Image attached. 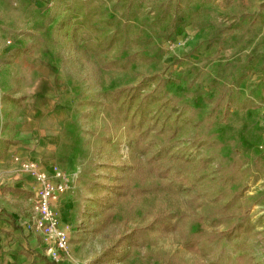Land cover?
Wrapping results in <instances>:
<instances>
[{
  "label": "rangeland",
  "instance_id": "obj_1",
  "mask_svg": "<svg viewBox=\"0 0 264 264\" xmlns=\"http://www.w3.org/2000/svg\"><path fill=\"white\" fill-rule=\"evenodd\" d=\"M66 1L0 0V40L25 39V47L14 52L26 54L34 64L31 72L24 70V63L17 71L11 70V76L4 77L6 91L18 100L25 90L40 98L38 90L45 83L51 86L54 78L45 58H53L61 71L62 92L58 101L53 100L56 109L36 120L25 110L26 118L18 122L31 133L33 146L43 138H56L48 142L49 149L58 156L56 166L70 177L56 207L69 244L66 249H56L54 262L264 264V0H135L134 8L126 13L119 0H102L116 25L131 18L128 22L144 26L145 33L156 31L148 34L147 45L141 49L123 50L122 44H117L102 57L83 47L84 31L75 29L76 18L70 17ZM141 50L152 60L140 55L130 69L122 71L104 66L107 59L120 53ZM156 74L170 79L167 88L194 106L199 119L211 112L217 97L224 93L225 110H220L210 132H216L222 142L220 154L231 159L239 153L245 167H251L245 185L255 230L249 236L213 241L200 251H192L183 236L212 229L211 220L218 208L197 188L157 189L163 180L149 176L144 185L153 189L145 194L116 199L111 192L116 178L126 176L121 164H132L134 154L125 129L113 128L114 107L107 93L127 85L150 91L156 86ZM18 106L19 114L22 105ZM31 121L38 122V128ZM210 151L204 149L205 154ZM24 157L36 160L39 169L35 157ZM74 157L76 166L71 170L68 164ZM36 200L34 195L25 217L38 229L32 222ZM105 200L111 206L104 205ZM161 212L173 215L176 230L150 232L139 246L127 247L110 262L108 258L98 261L127 230L147 226ZM232 222L230 219L227 224ZM240 256H244L241 262Z\"/></svg>",
  "mask_w": 264,
  "mask_h": 264
},
{
  "label": "trees",
  "instance_id": "obj_2",
  "mask_svg": "<svg viewBox=\"0 0 264 264\" xmlns=\"http://www.w3.org/2000/svg\"><path fill=\"white\" fill-rule=\"evenodd\" d=\"M119 2L125 13L134 8L135 0ZM66 4L70 17L76 18L75 29L84 31L83 47L97 57L111 52L117 44H122L123 50L141 49L147 45L148 34L156 32L152 29L148 31L150 33H145L144 26L128 22L131 18L116 25L115 19L108 16L102 0H67ZM148 28L151 30V27ZM140 55L147 61L153 58L142 50L129 52L128 55L120 53L113 59H107L104 66L107 69L128 70ZM153 81L156 86L147 92L140 87L127 85L107 93L114 107L113 128L125 129L130 136V150L134 154L132 164H121L126 176L116 178V183L110 187L111 192L116 199L145 194L153 189L144 185L149 176L163 180L157 189L197 188L206 198L217 203L218 208L211 220L212 229L183 236L192 251H200L213 241L249 236L255 230L245 185L251 167H245V159L239 153H235L231 159L220 154L218 149L222 147V142L216 132H210L220 110H225L224 93L217 97L211 112L199 119L194 106L182 102L180 96L167 88L170 79L156 74ZM182 134L186 135L182 137ZM182 142L187 144L178 147ZM205 148L211 149L209 155L205 154ZM108 202L105 200L104 205L111 206ZM172 217L170 212H161L147 226L127 230L98 261L104 262L108 258L110 262L124 253L127 247L139 246L146 241V235L150 232L176 230L178 225ZM230 219L234 222L227 224ZM222 224H226L227 228L220 229ZM243 258L240 256L239 262ZM168 264L178 263L172 261Z\"/></svg>",
  "mask_w": 264,
  "mask_h": 264
},
{
  "label": "crops",
  "instance_id": "obj_3",
  "mask_svg": "<svg viewBox=\"0 0 264 264\" xmlns=\"http://www.w3.org/2000/svg\"><path fill=\"white\" fill-rule=\"evenodd\" d=\"M261 29L264 30V27ZM23 41L25 39L18 41L16 38L11 40L7 37L0 40V264H52L58 248L44 233L28 224L25 217L27 207L31 206L30 201H34V195H38L40 183L31 174L19 170L17 157H35L39 162L40 171L53 172L57 167L55 162L58 161V156L55 157L49 149L48 142H53L56 138H43L38 146H33L31 133L18 122L26 118L25 110L30 111V118L36 120L56 109L53 108L57 105L54 101L56 98L58 101L62 92L61 71L54 64L53 58H45L46 63L53 69L51 86L45 83L38 90V93H41L40 98L31 90L21 91L24 98L19 100L15 94L11 96V92L6 91L4 77H10L11 70L17 71L21 63H24L25 71L28 69L31 72L34 69L30 57L14 52L16 48L25 47ZM18 104L22 105L19 114ZM62 120H65L64 117ZM31 122L38 128V122ZM76 159L74 157L68 164L71 165L68 166L72 167L71 170L76 166Z\"/></svg>",
  "mask_w": 264,
  "mask_h": 264
},
{
  "label": "built area",
  "instance_id": "obj_4",
  "mask_svg": "<svg viewBox=\"0 0 264 264\" xmlns=\"http://www.w3.org/2000/svg\"><path fill=\"white\" fill-rule=\"evenodd\" d=\"M19 170L32 174L40 183V190L32 215L33 224L54 241L58 249H66L69 244L67 230L61 226L57 212V203L70 184L69 175L58 167L52 173L40 171L36 160L18 156Z\"/></svg>",
  "mask_w": 264,
  "mask_h": 264
}]
</instances>
